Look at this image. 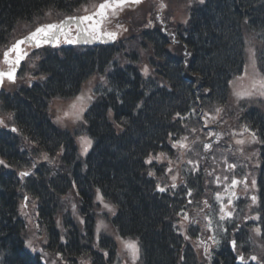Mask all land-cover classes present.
Wrapping results in <instances>:
<instances>
[{
  "label": "trees",
  "instance_id": "obj_1",
  "mask_svg": "<svg viewBox=\"0 0 264 264\" xmlns=\"http://www.w3.org/2000/svg\"><path fill=\"white\" fill-rule=\"evenodd\" d=\"M91 1L0 0V51L19 34L27 32L36 19L51 12L62 17ZM244 16L249 20L244 25L263 40L257 59L264 72V0H208L205 7H197L183 36L188 61L170 54L166 39H157V47L154 46L157 55L166 54L169 60H162L159 65L164 69L147 78L133 65L117 66L114 57L118 51L113 46L39 50L35 57L38 87L37 84L21 87L1 98L3 110L10 112L19 126V135L0 131V155L11 168L0 167V264H41L24 244L26 222L19 209H25L22 203L25 196L37 200L39 221L51 244L67 240L66 245L60 244L71 261L88 252L95 263L107 264L100 252L93 248L85 251L94 244L92 230L99 208L95 200L97 190L117 207L111 219L110 233L114 239L103 237L100 248L113 254L119 250L116 236L135 238L141 245L145 264H180L183 256H189L193 250L183 251L188 244L174 224L190 226L188 220H195L198 208H186L189 198L198 201L213 198L205 183L209 178L205 170H210L209 166L195 168L190 159L185 164L180 147H172L173 142L186 141L184 134L192 132L196 122L201 125L197 116L199 107L224 111L220 129L227 131L229 146L233 144L229 125L238 120L259 137L261 143L256 147L261 150L259 170L262 168L264 206V100L252 95L237 101V107L229 102H233L234 79L245 73L249 61L241 28ZM111 65L106 85L97 87V98L87 114L85 132L92 138L93 147L81 158L72 134L51 122L47 115L48 101L44 103L43 98L74 96L89 77ZM234 109L239 112L235 114ZM230 115L235 119L229 121ZM44 153L51 157L49 162L44 159L39 162ZM161 153L164 155L158 163L155 157ZM57 156L61 165L52 162ZM232 156L238 162L236 168H244L245 156ZM150 157L152 163H146ZM173 164L174 169L168 171ZM190 164L193 166L185 168ZM23 170L31 174L21 178ZM232 175L236 176L234 170ZM72 184L79 190L77 206L87 224L86 235L80 233L67 211L70 218L66 220V234L57 229L54 221L53 199L58 208L62 201L68 206L65 194ZM157 186L167 190L162 193ZM98 214L104 220L109 218L107 214ZM262 214L264 225V208ZM225 260V264H234L230 255Z\"/></svg>",
  "mask_w": 264,
  "mask_h": 264
},
{
  "label": "rangeland",
  "instance_id": "obj_2",
  "mask_svg": "<svg viewBox=\"0 0 264 264\" xmlns=\"http://www.w3.org/2000/svg\"><path fill=\"white\" fill-rule=\"evenodd\" d=\"M152 1L154 2L155 5L154 13H151L149 11L148 5L146 6L147 13H143L139 15H137L139 11H135V12L130 11L129 13H127L133 15L135 13V15L132 18L131 22L130 19H128L127 22L128 23L130 22L129 23L130 25L128 27L127 26L125 27L126 29V30L124 29L125 31L121 30L119 32L117 37L118 41L113 43L114 49L115 50L117 49L118 51V53H116V56L114 57V59L118 61L117 66L124 67L126 65H133L137 67L138 70L141 71L144 75H145L144 68L147 67L148 73L146 76H153V68L150 65V61H149L150 55H152L153 50L151 51L149 50V48L148 50L142 48V43L144 42L139 41V36L141 34L142 36H144V33H146L147 31H148L147 33H151L153 29L154 30L157 29L161 31L163 34H165L167 37L171 38V33H169L171 31H168L165 28L169 26L170 27L173 26L172 27L173 32L174 30H178L179 32L183 33L184 29L188 24V14L191 13V10L195 5L202 3L201 0H166L165 17H162L163 13H159L158 11L159 10L158 0H152ZM86 8L87 10L89 9V7ZM111 30L116 31L115 28H112ZM144 37H148V35ZM161 38L167 39L165 36H161ZM243 38L245 44V55L247 57L248 54L247 60L249 58V61L246 64V70L243 76H241V78H237L232 84L233 102L231 100H229V102L235 107H237L238 105L237 101L243 98H249L250 96H252V94L260 95L259 98L264 100V95H261V93L264 92V87L261 86V82L264 81V73L262 72L259 63L257 64V67H254V63H253V58H254L253 53L255 54V49L257 48L259 43L252 34V32L247 28L243 29ZM156 39H160V37ZM138 48H140L141 50H139ZM171 49L172 50L174 49V47L172 48V45H171ZM32 50L33 48L30 45H24V51L28 53V56L32 54ZM168 52L171 51L169 50ZM2 53L3 50L0 51V58L2 56ZM160 59L161 61L169 60L166 54H163V57H160ZM254 60L257 61L256 58H254ZM35 63H36V58L34 59L30 58L29 62L26 64V68L31 69L35 65ZM19 76L21 80L18 82L16 86H20L24 82L25 83L27 82L26 78L28 75L25 74L24 69L21 75ZM106 82H107L106 74L98 73L87 79L81 86L82 92L80 91L79 92L80 94L72 99L54 97L52 95H48V96L45 95L43 101L44 103L45 101H48L46 106L48 107V113L51 120H55L56 123L59 125V128L67 131L69 130V132L73 136L76 133H78L79 138L81 136L88 137L87 135L84 134V128H85L83 124L85 120L84 111H86L89 102L96 99L95 89L98 86L105 85ZM16 86H13L12 88L6 87L5 90L6 92L10 91L9 93L14 92L15 90L18 89ZM81 96H83V99L78 100L77 97H81ZM89 96H91L92 98L89 99L88 98ZM73 105H75V107H73ZM207 112H208L207 115L202 117V123H203L202 125L204 126L203 129L200 127V124L196 122L195 127L193 128L195 131L192 132L189 131L188 134H184V137H187V140L183 141V143L187 144L188 147L187 148L180 147V153L184 158H186V160L184 161L185 164H188L187 161L190 159V161H192V164L194 165L195 168H197L196 166H200V165L209 166L210 170H205V173L209 176L208 180L205 183L207 186L211 188L212 192L215 193V200L218 201L219 205L221 204V207L227 206L229 201H231V203L234 202V206L238 210L240 215L236 226L237 234H231V237L237 238L246 231L249 225H251L252 218L249 215L253 211L254 203L252 202L250 197H247V199H245V196L247 195V193L251 194V192H254L256 190L257 186L255 185L253 186L251 182L253 180L256 182L255 175H257L258 171L257 173H254L252 176L246 178L247 175L251 174V171L246 167V164H244V168H239V169L228 168L229 164H235L237 167L238 162H236V158H234V156L230 158V155L238 154L240 152V149L234 147L233 144H230L229 146V142L226 140L227 131L224 129H220V124H222L224 120V111L217 112L216 110H213ZM238 112H239L238 110L234 109L235 114H237ZM78 116L80 117L79 119L77 118ZM234 119L235 117L232 115L228 117L229 121H232ZM10 120H11V116H8L7 121ZM190 122L191 121L186 122V124H189ZM247 126L248 125L246 124L244 125V123L242 121L240 122L239 120L236 123L229 125L228 132L231 133L232 135L231 138H233L235 141L242 139L247 144L246 148H249L251 145L256 143L260 145L261 142H259L256 133H255L256 139L254 140L251 135L253 131L249 132L248 130L251 129L250 127ZM79 138L78 139L76 138L79 152L81 153V155H86L83 153V146ZM224 138L225 141H223ZM207 144H210L211 148L205 150V145ZM256 150H258V148L255 147V145H253L251 150L246 152L244 155L245 156L244 162L249 163V166L251 168L259 167L260 165V162H258V159L256 157ZM258 151H260V148ZM53 164L57 165L56 161L53 160ZM193 165H185V168L189 169ZM233 170L236 176L232 175ZM217 177H219V182H217L216 179ZM225 177H227V179H225ZM233 179L237 181H241V183L233 185L232 184ZM244 180L246 181L247 186H245V183H243ZM217 193H219L220 196L219 200L216 198ZM53 201H54V205H53L54 211L56 212L55 213L53 211V215L55 214L54 221L55 223L57 222L58 229L62 230L63 232V230L66 228L65 227L66 220L70 218L67 214V212H69L72 217V219L70 218V220L73 222V224L76 225V227L82 233L83 232L82 224L78 221L79 214L71 211L70 208L65 204V201H62V204L59 205V208H58V204L55 203L54 199ZM35 203L37 202L35 201ZM33 204L34 201H30L25 208H27L28 211H31L33 208ZM102 208L104 209L105 212L108 211V209H106L105 207ZM233 211L234 209H231V212ZM107 214L111 215L110 213ZM233 215L234 214H232V216ZM26 216H27V211H26ZM102 220L104 219H98L97 221L96 218L95 220L96 229L98 228L99 223ZM105 221H107L108 224L104 232L109 234L111 231H113L111 220L108 218V220ZM99 231L102 232L100 226H99ZM36 234L38 235V233ZM31 236L32 238H28V239L26 238L25 247L29 251H33L27 245L29 244L31 246L37 245L35 249L38 250L41 242L35 238L36 237L35 234H32ZM238 239L239 241H242L244 238H238ZM257 239L261 242L259 244V242L257 241L258 244H256L255 246L257 249H259L261 253H264L263 236L262 237L258 236ZM253 248L255 249V247ZM123 254L125 253L123 252ZM40 256L45 264L47 263L62 264L57 259L56 255L49 256L44 254V257L47 258V260H45L41 254Z\"/></svg>",
  "mask_w": 264,
  "mask_h": 264
},
{
  "label": "snow or ice",
  "instance_id": "obj_3",
  "mask_svg": "<svg viewBox=\"0 0 264 264\" xmlns=\"http://www.w3.org/2000/svg\"><path fill=\"white\" fill-rule=\"evenodd\" d=\"M134 3V4H138L141 2V0H104L103 3H100L98 8L93 11L91 14H85V15H81V16H70L67 18L66 21H62L60 24H47V25H42L37 27L33 32H31L27 37H25L24 39L18 40L15 44L12 45L11 48H9L7 51H5L3 53V57H4V62L10 65L11 70L8 72H0V85L3 84L4 78L6 77L9 81L11 82H15L16 79V71L17 68L19 67L20 63L22 60H24L28 53L26 51H24L21 48V45H24L26 43H35V46L37 48H39L42 44H49L52 43L53 41H55L57 44L59 42V36L57 35V33L63 34L64 32V25L67 23V21H73L75 22L78 30L80 32H85L87 31V28L82 27V25L88 23L89 26L92 28L93 31H99L102 23L104 21L105 18L108 17V13L112 12L113 14L116 12L117 8L120 6H123L127 3ZM201 2H203V0H201ZM85 13H87V8L84 9ZM118 27H120V25H117ZM126 30V29H125ZM102 35H106L109 39L111 40H115L117 38V32L115 31H111V32H106V33H101ZM68 43H75L76 41L74 40H67ZM15 53V59H10V54ZM254 56V53H253ZM38 58V57H37ZM144 73L145 75H147L148 73V69L147 67L144 68ZM103 79V78H102ZM261 86L264 87V81L261 82ZM261 95H264V92L261 93ZM89 99H91L92 97L89 96ZM78 100H82L83 96L81 97H77ZM73 107H75V105H73ZM82 111V110H81ZM194 111V110H193ZM217 112L221 111L220 109H216ZM67 115V114H66ZM177 115L179 116L180 114L177 113ZM78 119L80 118L79 116L77 117ZM0 123H3L2 120H0ZM247 130V129H246ZM13 131H15V129H13ZM193 131H195L193 129ZM253 139L255 140V132L251 133ZM81 144L83 146V153L86 154L88 149L91 147L92 141L91 139H89L88 137L85 136H81L80 138ZM183 140H187V137H184ZM238 144H243L244 141L243 140H238L236 141ZM172 147L176 148V147H182V148H187L188 145L183 143V141H176L172 143ZM211 145L207 144L205 145V150L210 149ZM164 154L161 153L160 156L155 157L156 160H159L161 156H163ZM45 160L48 159L47 154L44 155L43 157ZM4 161L0 160V164H3ZM146 163H152V158L150 157ZM189 163H192V161H189ZM33 167H35V164H33ZM229 169H235L236 165L235 164H229L228 165ZM198 170V169H197ZM168 171H171V169L169 168ZM31 173L29 171H23L20 172V177H26L29 176ZM149 175H154V173L149 172ZM177 179V177L174 175L172 177V180L175 181ZM217 182H219V177L216 178ZM225 179H227V177H225ZM238 183H241V181H237L235 179L232 180V184L236 185ZM253 186L255 185V181H252ZM245 186H247L246 181H245ZM172 187L175 188L176 184L173 183ZM158 190L160 192H165L167 189L166 188H162L157 186ZM99 192V190H97ZM187 194L189 196H191V190H188ZM218 200L220 199L219 193H217V197ZM27 197H25V201H27ZM98 199L101 203H103L104 201V197L102 195L98 196ZM251 200L255 203L257 200V197L255 195L251 196ZM189 203H191V200L189 201ZM205 205H207V201L203 202ZM231 203V201H229V204ZM27 206V204H25V207ZM209 207H211L210 205H208ZM104 207L106 209H108L110 212L114 211L113 209L108 205V204H104ZM73 208H75V205H73ZM220 212L223 213L220 216V220H224L225 217L231 218L232 217V213L230 211H226V208L224 206H222L220 208ZM185 219H187V216L185 215L184 217ZM256 219H259L260 217L257 215L255 217ZM209 219V225L211 224V219ZM83 222V221H81ZM59 223V222H58ZM97 231H99V226L97 228ZM255 231L257 233L260 232V229L257 228L255 229ZM213 239V242H216ZM125 248L131 253V256L133 258V264L135 262L136 259L139 258V247L136 244V242L134 241H125L124 242ZM231 245L233 247V249L236 248L237 246V241L236 240H232L231 241ZM28 247H31V245H27ZM33 251H35V249H33ZM105 255H107V253H105ZM62 258V257H61ZM239 259L241 262H243L245 260V257L243 255L239 256ZM251 260L253 261H258V257L253 255L250 257ZM258 264H264V261H258Z\"/></svg>",
  "mask_w": 264,
  "mask_h": 264
},
{
  "label": "water",
  "instance_id": "obj_4",
  "mask_svg": "<svg viewBox=\"0 0 264 264\" xmlns=\"http://www.w3.org/2000/svg\"><path fill=\"white\" fill-rule=\"evenodd\" d=\"M67 18L63 19L62 21H66ZM73 24L76 26L75 22H73V21H67V23L64 25V32H63V34L67 33L69 27L71 25H73ZM82 27H85V26L82 25ZM90 31H93L91 27H90ZM96 33H97V37H95V36L93 37V35L89 34V31L80 32L78 30V28H77L76 43H79V44H96L97 43L98 44V43H101V42L111 43V42L114 41V40L109 39L106 35H102L101 32H99V31L98 32L96 31ZM57 35L59 36V39H60V37H61L62 34L57 33ZM24 38H22V39H24ZM19 40H21V39H19ZM31 44H35V43L33 42ZM49 44L53 46V45H56L57 43L55 41H53L52 43H49Z\"/></svg>",
  "mask_w": 264,
  "mask_h": 264
},
{
  "label": "bare ground",
  "instance_id": "obj_5",
  "mask_svg": "<svg viewBox=\"0 0 264 264\" xmlns=\"http://www.w3.org/2000/svg\"><path fill=\"white\" fill-rule=\"evenodd\" d=\"M139 41L146 43L150 49L152 48V43H151L150 39L147 38V37L142 36V34L139 36ZM153 44H154L155 47H157V45H156L157 44V39L153 41Z\"/></svg>",
  "mask_w": 264,
  "mask_h": 264
},
{
  "label": "flooded vegetation",
  "instance_id": "obj_6",
  "mask_svg": "<svg viewBox=\"0 0 264 264\" xmlns=\"http://www.w3.org/2000/svg\"><path fill=\"white\" fill-rule=\"evenodd\" d=\"M93 11H91V12H88V13H92ZM110 13V12H109ZM117 13H124V12H121V11H118ZM110 26H112V24L111 25H107V26H105L104 24H103V29L105 30V31H111V29H109V27Z\"/></svg>",
  "mask_w": 264,
  "mask_h": 264
}]
</instances>
